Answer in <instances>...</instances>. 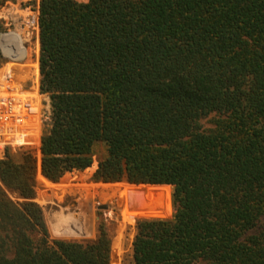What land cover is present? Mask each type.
I'll return each instance as SVG.
<instances>
[{
  "label": "trees",
  "instance_id": "1",
  "mask_svg": "<svg viewBox=\"0 0 264 264\" xmlns=\"http://www.w3.org/2000/svg\"><path fill=\"white\" fill-rule=\"evenodd\" d=\"M40 49L52 125L41 166L0 161V264H112L103 229L52 240L36 203L97 145L93 182L174 189L143 220L170 188L132 187L134 264H264V0H41Z\"/></svg>",
  "mask_w": 264,
  "mask_h": 264
},
{
  "label": "rangeland",
  "instance_id": "2",
  "mask_svg": "<svg viewBox=\"0 0 264 264\" xmlns=\"http://www.w3.org/2000/svg\"><path fill=\"white\" fill-rule=\"evenodd\" d=\"M41 0H0V15L3 17L16 18L9 27L5 26L4 21H0V34L17 28V22L26 16L25 10L29 5H34ZM79 3H87L88 0H76ZM2 22V23H1ZM35 37L28 44L30 59L33 63L40 60V43L39 49L35 42ZM5 58H0V68H11ZM8 66V67H6ZM32 72L35 65L29 64ZM40 67V63H39ZM16 68H19L16 66ZM22 72V71H21ZM18 73V79L27 87L26 81ZM29 83V82H28ZM49 110L46 112L44 132H48L52 125V109L49 100ZM207 127H211L208 123ZM25 152H31L38 159L41 166V147L40 151L33 149H16L6 153L3 161L10 156L16 160ZM106 148L103 145H97L94 149L93 164L87 169H80L79 165L57 184L49 182L41 173L38 174V188L36 203L43 208L46 224L49 229L52 240L64 241H95L99 231L103 229L111 241L112 264H134V243L138 235V225L136 221V208L139 198L138 191L132 187L141 188L149 187H169L170 193L167 200L165 211H159L157 217L145 218L143 220H173L175 208L173 204L172 186H136L128 182L117 184L95 183L92 181L95 173L99 168V163L106 157ZM86 174V175H85ZM87 178L82 182V176ZM124 186H118L122 185ZM129 185V186H127ZM117 186V187H116ZM131 186V187H130ZM106 187H114L106 189ZM81 193V194H80ZM14 201L18 199L12 196ZM84 200V201H83ZM21 201V200H20ZM78 202V203H77ZM85 219V220H84ZM61 225V226H60ZM69 227V228H68Z\"/></svg>",
  "mask_w": 264,
  "mask_h": 264
},
{
  "label": "built area",
  "instance_id": "3",
  "mask_svg": "<svg viewBox=\"0 0 264 264\" xmlns=\"http://www.w3.org/2000/svg\"><path fill=\"white\" fill-rule=\"evenodd\" d=\"M19 11H25L26 16L17 22V28L0 34V58L15 66L33 64L40 74L39 60L31 61L28 47L35 37L39 49L40 2ZM10 18L0 15V21H4L7 27L17 20ZM12 36L16 39H11ZM40 86L41 81L40 84L31 81L25 87L12 70L0 68V160L10 150L40 151L45 120L48 119L45 115L50 106V98L41 93Z\"/></svg>",
  "mask_w": 264,
  "mask_h": 264
},
{
  "label": "crops",
  "instance_id": "4",
  "mask_svg": "<svg viewBox=\"0 0 264 264\" xmlns=\"http://www.w3.org/2000/svg\"><path fill=\"white\" fill-rule=\"evenodd\" d=\"M17 67H19V68H16L15 65H12L11 68H9V70H12L16 74L17 80H19L18 79V73H21V75H22V77H20L21 79H23V78L29 79L26 81V84L30 85L31 81H37L40 84L41 77H40V74L38 72V67L36 69L34 68L32 72L30 71L31 68L28 67V65H22V66H17Z\"/></svg>",
  "mask_w": 264,
  "mask_h": 264
},
{
  "label": "bare ground",
  "instance_id": "5",
  "mask_svg": "<svg viewBox=\"0 0 264 264\" xmlns=\"http://www.w3.org/2000/svg\"><path fill=\"white\" fill-rule=\"evenodd\" d=\"M11 39H16L14 36L11 37ZM81 194V193H80ZM84 201V200H83ZM78 203V202H77ZM85 220V219H84ZM61 226V225H60ZM69 228V227H68Z\"/></svg>",
  "mask_w": 264,
  "mask_h": 264
}]
</instances>
